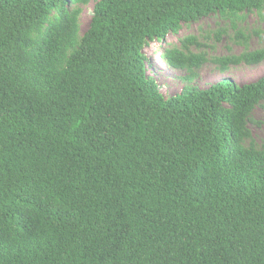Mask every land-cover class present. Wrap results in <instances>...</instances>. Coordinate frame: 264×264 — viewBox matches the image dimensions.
Listing matches in <instances>:
<instances>
[{
    "label": "trees",
    "instance_id": "16d2710c",
    "mask_svg": "<svg viewBox=\"0 0 264 264\" xmlns=\"http://www.w3.org/2000/svg\"><path fill=\"white\" fill-rule=\"evenodd\" d=\"M91 1L0 0V264H264L249 127L264 75L193 85L205 63L256 64L264 46L217 55L225 28L180 37L162 53L186 72L168 98L145 49L211 15L242 44L264 0H96L81 35Z\"/></svg>",
    "mask_w": 264,
    "mask_h": 264
},
{
    "label": "rangeland",
    "instance_id": "374dc122",
    "mask_svg": "<svg viewBox=\"0 0 264 264\" xmlns=\"http://www.w3.org/2000/svg\"><path fill=\"white\" fill-rule=\"evenodd\" d=\"M95 1L92 0L88 5L82 6L80 15L81 35L89 28ZM245 15L240 27L247 38L246 41L242 39V44L233 41L232 38L235 36L236 28L231 26L229 19L217 15H211L199 21L184 24L178 34L170 33L164 41L151 40L145 48L150 58L147 64V74L158 83L161 93L168 98L180 93L185 85L183 76L186 72L182 69L173 68L162 55L165 48L179 43L180 37L192 34L202 37L208 32L213 36L215 31L225 28L226 33L221 40L214 43V48L210 50L217 55L238 54L245 48L255 50L264 46V19L258 13L249 12L245 13ZM212 43L213 41H210V44ZM263 75L264 60L252 65L241 64L231 67L223 73L218 71L216 65L210 61L199 69L198 77L193 82V85L206 88L211 83L218 82L224 78H231L242 85L246 82H252ZM253 117L255 121L249 123L250 130L258 143H262L264 141V105L254 108Z\"/></svg>",
    "mask_w": 264,
    "mask_h": 264
}]
</instances>
